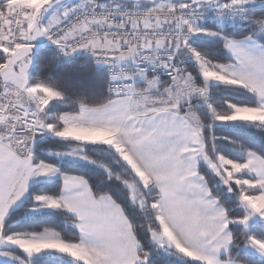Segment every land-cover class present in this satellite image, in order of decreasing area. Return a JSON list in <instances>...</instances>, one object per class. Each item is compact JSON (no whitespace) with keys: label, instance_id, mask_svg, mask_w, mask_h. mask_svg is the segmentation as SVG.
I'll list each match as a JSON object with an SVG mask.
<instances>
[{"label":"snow or ice","instance_id":"snow-or-ice-1","mask_svg":"<svg viewBox=\"0 0 264 264\" xmlns=\"http://www.w3.org/2000/svg\"><path fill=\"white\" fill-rule=\"evenodd\" d=\"M38 41L51 70L84 52L105 76L37 79ZM252 129L264 140V0H0V264H264ZM42 211L71 235L20 225Z\"/></svg>","mask_w":264,"mask_h":264},{"label":"trees","instance_id":"trees-1","mask_svg":"<svg viewBox=\"0 0 264 264\" xmlns=\"http://www.w3.org/2000/svg\"><path fill=\"white\" fill-rule=\"evenodd\" d=\"M36 51L37 53H41L42 62L38 69H34V75L37 79H43L44 76H46L51 70L47 58L52 54V51H55V47L52 45H42L37 47ZM51 71H53V74L58 78L66 79L70 85L84 87L92 85L95 81L105 76V73L95 71L91 59L84 54L74 56L72 61H65L59 67ZM218 134L237 135L238 130L225 128L221 129ZM242 138L253 147L264 150V140L260 139V137L255 134V129L243 134ZM49 143L53 148L56 147V141L54 138L50 139ZM94 157L98 160L106 159V157H103V155L100 153H94ZM49 159L52 158L49 157ZM60 163L61 167L71 168L72 170L81 174L95 175V178L98 180L103 179V171L96 168L95 166L86 163L73 162L71 160L62 161ZM49 186L50 185L45 184L32 185L30 187V192L33 194H39L41 191L47 190V187ZM103 187L111 189V193L114 195V198L124 200L123 193L115 188L112 183L108 182L103 185ZM28 208H30V205H25V207L19 209L18 212L23 214L28 210ZM136 219L139 221L140 218L137 216ZM49 222L61 224L64 227L65 232L68 235H71L70 222L65 223L61 221L58 217L53 216L49 211H42L40 213L24 216L20 221V225L25 228H30L33 226H43ZM236 258L244 260L245 264H260V258L251 252H237ZM154 259L156 260L157 264H185V261L177 256H168L159 252L154 254Z\"/></svg>","mask_w":264,"mask_h":264},{"label":"built area","instance_id":"built-area-1","mask_svg":"<svg viewBox=\"0 0 264 264\" xmlns=\"http://www.w3.org/2000/svg\"><path fill=\"white\" fill-rule=\"evenodd\" d=\"M206 22H211V21L209 20V21H206ZM52 46H54V45H52ZM54 47H55V46H54ZM82 53H83V52H82ZM79 54H81V52H80V53H77L76 55H79ZM76 55H75V56H76ZM84 55L88 56V57L91 59L92 64H93V58H92L89 54H87V53H85ZM93 66H94V64H93ZM94 69H95V71L106 73V69H104V68H99V67H95V66H94Z\"/></svg>","mask_w":264,"mask_h":264},{"label":"rangeland","instance_id":"rangeland-1","mask_svg":"<svg viewBox=\"0 0 264 264\" xmlns=\"http://www.w3.org/2000/svg\"><path fill=\"white\" fill-rule=\"evenodd\" d=\"M29 2H31V3H36L37 2V0H29ZM67 2H69V3H71L72 2V0H67ZM39 42V41H38ZM38 42H35L36 43V45H37V47L39 46L38 44ZM37 49V48H36ZM73 162H78V163H84L85 164V162H82V161H73ZM87 164V163H86ZM252 253V252H251ZM253 254H255V253H253ZM256 255V254H255ZM258 257V256H257ZM259 258V257H258Z\"/></svg>","mask_w":264,"mask_h":264},{"label":"crops","instance_id":"crops-1","mask_svg":"<svg viewBox=\"0 0 264 264\" xmlns=\"http://www.w3.org/2000/svg\"><path fill=\"white\" fill-rule=\"evenodd\" d=\"M38 43H39V44H38L39 46H42V45H51V44H49L48 42H44L43 44H41L40 42H38ZM39 46H38V47H39ZM81 54H85V53H84V52H83V53L81 52ZM254 255H255V254H254ZM256 256H257V255H256ZM221 258H222V257H221Z\"/></svg>","mask_w":264,"mask_h":264}]
</instances>
